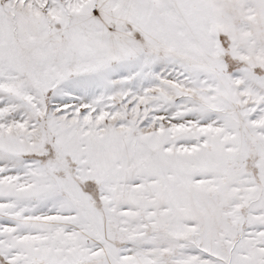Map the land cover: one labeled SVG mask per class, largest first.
Segmentation results:
<instances>
[{
	"label": "snow or ice",
	"instance_id": "snow-or-ice-1",
	"mask_svg": "<svg viewBox=\"0 0 264 264\" xmlns=\"http://www.w3.org/2000/svg\"><path fill=\"white\" fill-rule=\"evenodd\" d=\"M0 264H264V0H0Z\"/></svg>",
	"mask_w": 264,
	"mask_h": 264
}]
</instances>
